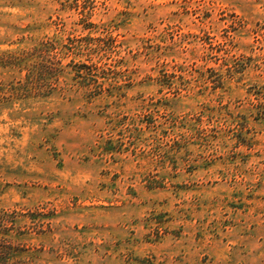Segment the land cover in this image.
I'll return each instance as SVG.
<instances>
[{
  "label": "rangeland",
  "instance_id": "1",
  "mask_svg": "<svg viewBox=\"0 0 264 264\" xmlns=\"http://www.w3.org/2000/svg\"><path fill=\"white\" fill-rule=\"evenodd\" d=\"M5 217L18 264H264V0H0Z\"/></svg>",
  "mask_w": 264,
  "mask_h": 264
},
{
  "label": "trees",
  "instance_id": "2",
  "mask_svg": "<svg viewBox=\"0 0 264 264\" xmlns=\"http://www.w3.org/2000/svg\"><path fill=\"white\" fill-rule=\"evenodd\" d=\"M12 225L15 223L9 217L0 219V264H18L15 262L18 258L16 249L12 246L11 239L9 240Z\"/></svg>",
  "mask_w": 264,
  "mask_h": 264
}]
</instances>
